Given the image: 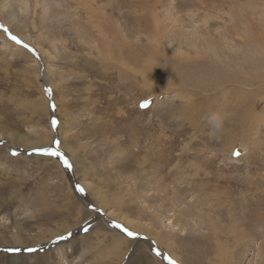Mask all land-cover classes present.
I'll list each match as a JSON object with an SVG mask.
<instances>
[{
    "label": "rangeland",
    "instance_id": "obj_1",
    "mask_svg": "<svg viewBox=\"0 0 264 264\" xmlns=\"http://www.w3.org/2000/svg\"><path fill=\"white\" fill-rule=\"evenodd\" d=\"M87 1L0 0V264H264V0Z\"/></svg>",
    "mask_w": 264,
    "mask_h": 264
},
{
    "label": "bare ground",
    "instance_id": "obj_2",
    "mask_svg": "<svg viewBox=\"0 0 264 264\" xmlns=\"http://www.w3.org/2000/svg\"><path fill=\"white\" fill-rule=\"evenodd\" d=\"M260 1V0H259ZM260 3V2H259ZM81 4L82 5H85V6H91L90 5V2L89 1H87V0H82V2H81ZM256 5V4H255ZM257 6H259V5H257ZM259 7H262V6H259ZM263 9H264V7H262ZM118 28V27H117ZM119 29V28H118ZM157 29V28H156ZM158 30V29H157ZM156 30V31H157ZM120 33L122 34L123 33V31H120ZM157 38V39H156ZM253 38V37H252ZM154 39L155 40H157V42L158 43H160L161 41H162V38H160V39H158V36L157 37H154ZM253 42V41H252ZM262 44V43H261ZM167 46L169 45V44H166ZM131 47V46H130ZM172 48V47H171ZM124 48H122L121 50H119V52L116 54L117 55V59H118V61L123 65V67H126L127 65H130V61L126 58V56H127V53H125L124 52ZM135 50V49H134ZM262 50V49H261ZM126 51V50H125ZM129 51V50H128ZM108 52H111V55H113V52L111 51V50H109ZM124 52V53H123ZM130 53H131V51H129ZM263 52V51H262ZM129 53V54H130ZM135 53V52H134ZM133 54V53H132ZM150 59V58H149ZM151 63V62H150ZM191 64H192V62H191ZM191 66V65H190ZM131 70H133V72L135 71V67H132L131 68ZM143 74H147V72H143ZM146 76V75H145ZM215 76V75H214ZM218 76H220V75H218ZM150 77V79H152L153 81H155V82H160L161 80H163L162 79V77L159 75V74H155V73H151V75L149 76ZM216 77V76H215ZM166 82V81H165ZM152 83V82H151ZM241 83V82H240ZM206 84V83H205ZM195 85H197V84H194V85H192V86H195ZM246 85V84H245ZM163 87V86H162ZM200 87H198V86H195V89H199ZM49 89V88H48ZM200 90V89H199ZM48 92V91H47ZM182 94V93H181ZM48 95H50L49 94V92H48ZM50 99L52 100V97H51V95H50ZM188 99V98H187ZM261 106V105H260ZM264 110V109H263ZM260 111H262V110H260ZM258 123H260V124H264V115H259V122ZM249 124V123H248ZM250 125V124H249ZM252 126V125H251ZM258 128V127H257ZM260 129V128H259ZM253 132V131H252ZM255 132V131H254ZM143 160V159H142ZM229 187V186H228ZM79 193V192H78ZM85 202L86 203H88L87 202V200L85 199ZM85 202H83V207L81 208L80 207V212H82L83 213V216H89V212L87 211V209L86 208H88L89 207V205H87ZM79 206H80V204H79ZM1 226V228H4L5 226H3V225H0ZM20 227L21 228H23L22 226H18V227H16L17 228V230L15 229V230H13V232H11L10 231V237H11V240L12 241H14L15 242V244L16 245H22L23 244V241L25 240L24 239V230L23 229H20ZM6 229H9L8 227H5ZM109 230V229H108ZM107 229H106V231H105V229H103V230H101L100 229V231L98 232V234H101V233H103L104 234V236L106 237V235L107 234H109L107 231H108ZM95 233H97L96 231H94ZM101 232V233H100ZM38 233V232H37ZM41 233H39V234H37V237L35 238V237H33L34 238V240H35V242H40V241H43L42 239H40L41 237H38L39 235H40ZM113 234V233H112ZM117 234H120V233H118V232H115V234H114V242H113V245H112V252H116V254L118 253V251H119V254L121 255V253H123V256H124V252H123V248L125 247V245H127V244H130V242H129V239H127V238H125V236H123L122 234H120V235H122V236H118ZM94 235V234H93ZM110 235V234H109ZM0 238H3L4 240H5V235H4V233L3 232H0ZM111 238V237H110ZM7 239V238H6ZM101 239V238H100ZM6 241V240H5ZM106 241V240H105ZM111 241V240H110ZM112 242V241H111ZM5 245H8L7 243L5 244ZM132 245V244H131ZM127 247H128V245H127ZM130 249V247H128V249L127 250H129ZM141 252L139 253V255L141 256V258H142V260H143V262L144 263H147V264H151V262H152V264H164V263H161V262H159V261H157L155 258H153L152 257V255H150L149 254V250H148V247H146L145 246V244H143L142 245V247H141ZM109 255V254H108ZM111 255H113V254H111ZM122 256V257H123ZM122 257H119L118 258V261H120L121 259H122ZM225 260V259H224ZM68 261V260H67ZM67 261L65 262V263H67ZM64 263V262H63Z\"/></svg>",
    "mask_w": 264,
    "mask_h": 264
},
{
    "label": "snow or ice",
    "instance_id": "obj_3",
    "mask_svg": "<svg viewBox=\"0 0 264 264\" xmlns=\"http://www.w3.org/2000/svg\"><path fill=\"white\" fill-rule=\"evenodd\" d=\"M0 28H3V25H0ZM4 30L7 31V29H4ZM11 39L15 40L17 43H20L19 39H18L17 37H15V36H11ZM24 46H25L26 48L28 47V45H24ZM47 91L49 92V94H51V89H48ZM149 103H150L149 101H144V102H142V103L140 104V107H142V108H147V107L149 106ZM54 107H55V106L53 105V108H54ZM57 124H58V121L55 120V119H53V120H52V126L55 128V127L57 126ZM57 143H58V142H57ZM42 151H44L47 155L60 157V159L62 160V162H63V164H64L65 167H71L69 161L63 156V154L59 151L58 148H57L56 150L43 149ZM12 154H13V155H16L17 153L13 152ZM233 155H235V156H239L240 153H239V151H236V152L233 153ZM77 190H78V191H81V192L84 191V189H83L82 187H78ZM114 226L117 227V228H120L123 232H125V233H126L128 236H130V237L136 235V233H134V232L128 230L127 228H124V227H123L122 225H120V224H115ZM84 230L87 231V228H85ZM65 238H66V237H64V236H60V237H58V239H65ZM29 250L31 251L32 249H29ZM157 254L159 255V253H157ZM168 259H169V264H175V261L172 260L170 257H169Z\"/></svg>",
    "mask_w": 264,
    "mask_h": 264
},
{
    "label": "clouds",
    "instance_id": "obj_4",
    "mask_svg": "<svg viewBox=\"0 0 264 264\" xmlns=\"http://www.w3.org/2000/svg\"><path fill=\"white\" fill-rule=\"evenodd\" d=\"M225 118V113L219 109L210 110L206 114L205 120L212 134H215V132L222 128Z\"/></svg>",
    "mask_w": 264,
    "mask_h": 264
}]
</instances>
